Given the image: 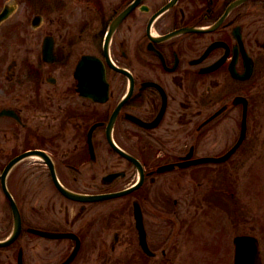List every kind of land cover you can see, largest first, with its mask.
Returning a JSON list of instances; mask_svg holds the SVG:
<instances>
[{
  "label": "flooded vegetation",
  "instance_id": "flooded-vegetation-1",
  "mask_svg": "<svg viewBox=\"0 0 264 264\" xmlns=\"http://www.w3.org/2000/svg\"><path fill=\"white\" fill-rule=\"evenodd\" d=\"M69 1L71 15L64 17ZM52 6L57 18L42 17L35 28L31 20L28 29V22L12 26L0 38V179L14 162L5 186L21 211L23 264H59L76 244L28 229L78 236L70 264L88 254V239L107 246L106 219L98 236L91 218L93 205L107 201L70 200L54 177L84 195L128 191L116 198L120 209H140L154 253L141 250L132 219L140 256L171 260L172 211L197 214L203 194L227 179L230 185L229 169L220 166L249 144L252 125L262 127L264 0H54ZM16 34L26 43L19 58L8 48ZM244 116L240 148L223 163L203 162L234 146ZM0 193L10 210L1 180ZM6 214L0 233L10 230L11 210ZM121 236L113 234L110 251Z\"/></svg>",
  "mask_w": 264,
  "mask_h": 264
},
{
  "label": "rangeland",
  "instance_id": "rangeland-1",
  "mask_svg": "<svg viewBox=\"0 0 264 264\" xmlns=\"http://www.w3.org/2000/svg\"><path fill=\"white\" fill-rule=\"evenodd\" d=\"M53 1L17 0L15 12L10 19L11 24H7L5 30L2 29L0 38L3 32L4 34L9 33L12 26L22 29L27 26L28 22V29L34 14L44 17L46 22L48 19L57 18V12L60 10L53 8ZM3 2L4 0H0V6ZM72 6L69 1L68 5L61 9L64 17L71 15L69 12L72 11ZM80 11L81 9L77 10L78 14L82 15ZM60 18V24H65V19ZM44 25L46 27V23ZM14 36L19 39L17 43L11 40L12 42L8 41L7 45L9 43L8 48L11 49L12 56L15 55L19 58L26 49V43L22 34ZM255 123L259 125L258 115L255 116ZM261 123V129L252 125L249 144L242 147L228 164L220 166L229 169L230 185H228L227 179L224 185L219 184V190L203 194L202 210L197 214L192 210L172 211L170 224L177 230V232H173V228H171V234L174 235L176 243V249H174L176 253L172 254L170 258L172 264H232V239L234 236L244 234L253 235L258 239L262 264H264V116ZM56 197L54 195L53 199ZM93 206L95 208L91 212V218H96L98 221V236L102 227L99 221L106 219L108 243L107 246L96 241L92 244L88 239L86 247L88 254L74 264L170 263L168 259L159 257L149 259L140 256L141 251L132 224V211L130 209L121 210L120 199ZM7 212L10 213V210L6 207L4 197L0 193V218H6ZM156 225L162 226L163 221ZM3 228L5 229L0 233V236H5L8 233L7 227L3 226ZM116 232L121 233L122 236L115 251L111 250V252L110 243H112L113 234ZM19 242L18 240L15 244H19ZM35 242L37 241L33 240L30 245ZM15 244L9 250L0 252L1 264H6V262L16 264L17 249L14 251L13 247ZM100 252L104 255H100Z\"/></svg>",
  "mask_w": 264,
  "mask_h": 264
},
{
  "label": "water",
  "instance_id": "water-1",
  "mask_svg": "<svg viewBox=\"0 0 264 264\" xmlns=\"http://www.w3.org/2000/svg\"><path fill=\"white\" fill-rule=\"evenodd\" d=\"M130 10L131 8L128 9L126 12ZM11 12H12V6L8 4L0 14V21L8 17L11 14ZM126 12L124 14H126ZM243 133L244 131L242 132L241 137L236 143V145L224 157H221L219 159H204V160H213L214 162H221V161L226 160L229 156H231V154H233L237 150V148L242 143ZM10 166L11 165H9L7 169H9ZM59 188L61 189V191L63 192L65 196L71 199H74L77 201H83V202L117 197L122 194L120 193V194H110V195H104V196L85 197V196H80V195L66 192L61 187ZM12 209H13V215H14L13 233L7 241L0 242V246H5L11 243L17 237L20 231V216L13 202H12ZM39 234H44V233H39ZM141 243L142 245H144L145 243L144 236L141 237ZM233 244H234V249H235L233 264H262L260 250H259V243L255 237L249 236V235L236 236L233 239ZM72 256L67 261H65L63 264H67L72 259Z\"/></svg>",
  "mask_w": 264,
  "mask_h": 264
}]
</instances>
